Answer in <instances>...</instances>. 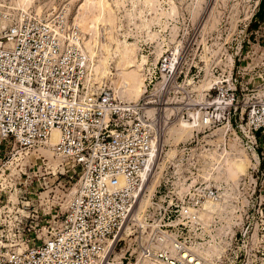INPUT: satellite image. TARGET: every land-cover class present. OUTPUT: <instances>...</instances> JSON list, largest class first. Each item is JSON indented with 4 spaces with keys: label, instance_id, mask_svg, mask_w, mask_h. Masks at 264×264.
Returning <instances> with one entry per match:
<instances>
[{
    "label": "rangeland",
    "instance_id": "rangeland-1",
    "mask_svg": "<svg viewBox=\"0 0 264 264\" xmlns=\"http://www.w3.org/2000/svg\"><path fill=\"white\" fill-rule=\"evenodd\" d=\"M62 8L83 32L89 64L93 51L107 55L119 41L137 46L140 84L130 83L136 100L117 89L116 56L110 77H93L89 67L87 81L114 85L122 100L143 95V102L166 74L155 95L168 101L157 165L144 176L122 240L111 254L110 242L104 264H142L138 246L148 239V218H197L181 226L201 264H264V126L252 132L248 116L251 109L259 116L264 103V0H0V32L18 18ZM173 58L172 69L162 71ZM221 95L233 98L224 119L195 126L196 111L214 114L209 100ZM153 127L157 136L156 120ZM78 178L50 144L21 149L0 137V256L42 241L65 213Z\"/></svg>",
    "mask_w": 264,
    "mask_h": 264
},
{
    "label": "built area",
    "instance_id": "built-area-1",
    "mask_svg": "<svg viewBox=\"0 0 264 264\" xmlns=\"http://www.w3.org/2000/svg\"><path fill=\"white\" fill-rule=\"evenodd\" d=\"M167 63L162 71L169 69ZM89 71L83 35L65 8L1 29V139L30 149L46 145L57 130L53 150L79 178L62 218L45 228L46 237L0 256V264H97L108 241L114 243L111 254L122 240L120 230L156 142L155 119L143 110L147 100L126 102L114 88L87 82ZM216 98L214 114L204 113L211 121L224 119L233 101ZM260 111L248 115L252 132L264 126V103ZM148 220V239L138 246L142 264H190L181 256L191 245L184 223ZM184 220L192 225L197 218Z\"/></svg>",
    "mask_w": 264,
    "mask_h": 264
},
{
    "label": "bare ground",
    "instance_id": "bare-ground-1",
    "mask_svg": "<svg viewBox=\"0 0 264 264\" xmlns=\"http://www.w3.org/2000/svg\"><path fill=\"white\" fill-rule=\"evenodd\" d=\"M18 19L21 20L22 18H18ZM80 32L83 35V32H82L81 28H80ZM83 39H84V35H83ZM136 47L132 43H128L126 41H119L116 50L113 51V52H108L107 55H101V56L99 55L98 56V55H96V53H94V55H95L94 56L93 55V52L94 51L92 52V54L89 52L92 55L91 56L92 63L89 64V67H90V70H91V74L94 77V75H96V73L100 72V77H101L102 80H104L105 77H110L109 76L110 74L112 75V72L109 69V64H111V63H109V61L112 62V60H110V59L113 58V56L114 57L116 56L118 58V61H117V64H116V70H117L118 74H120V76L122 78V81H121L120 84H117L116 83L117 89L118 88L120 89L121 87L124 88V90H123L124 92L122 91L123 96L126 99H133V100H136L139 97V94H138V91L136 90V88L130 86V83L135 82V83H139L140 84V82L138 81V79H136L134 77L135 76L134 75V72H137V70H139L136 67V59H137L136 58L137 57L136 56V53H137V50H136L137 48ZM84 48H85L86 53H87V49L89 50V48H86L85 40H84ZM90 49H91V47H90ZM89 51H91V50H89ZM97 54H99V53H97ZM174 58H175V56H174ZM174 58L171 60V63H167V67L169 68L168 69L169 71L172 69L171 66L173 65ZM113 61H114V59H113ZM89 63H90V61H89ZM174 68H175V66H174ZM143 73H144V76H145V91H146V73H145V69L143 70ZM87 77H88V75H87ZM87 77H86V81H87ZM111 80H113V78H111ZM165 80H166V74L165 73H162V79L160 81L156 82L155 83V86H154L155 94H153V96H152L154 98L147 99V101L145 103L146 105L143 107V110H144V112H145L146 115H148L150 117H153V115H154L155 120H156V124H157V127H158V131H157V136H156V142H154L153 149H152V152H151L152 153L151 154L152 156L149 159L148 164H147V166L145 168V171L142 174V184L144 183V181H143L144 176H147V175L149 176V174H151V172H152V168L157 165L158 156H159L158 153L160 152L161 146L163 144V140H160L158 142V139H159V137H161L162 128L164 126L162 124V119H161L162 111H163V108H165L166 103L168 101H166L164 99H163V101L160 100V99H157V98H155L156 97L155 95L158 92H161ZM161 81H164V82L162 84H158ZM87 82H89V81H87ZM89 83H91V82H89ZM111 84H112V82H111ZM113 88H114L115 92L117 93L114 85H113ZM141 98H143V95L140 97V99ZM139 100L133 101V102H138ZM209 101L211 103H213V102L214 103H218V101H220V100L217 99L216 97H214L213 99H211ZM126 102H131V101H126ZM204 102L201 103V104L202 105H208V104H210V102H208V100H206V99H204ZM196 105H198V104H196ZM152 108H153V112H151V109ZM194 108H196V107H194ZM201 108H203V107H201ZM197 109H198V107H197ZM194 110L195 109H189L190 115L192 117L191 118L192 119L191 121H194V116H193V112H195ZM155 114H157V117L155 116ZM216 116H218V114ZM184 123H187V122H184ZM210 123H211V118L209 120V118L205 117L204 112H202V111H200L198 109L196 111V122H194L195 126L201 125L203 127L204 126L209 127L210 126L209 125ZM187 124H189V123H187ZM189 125H191V127L189 126L190 128H193V126H194L192 123H190ZM58 137H59L58 131L57 130H53L52 133H51V137L49 139L48 144H50L51 146H53L58 141ZM148 180L149 179H147V181ZM192 183H194V181ZM192 183H189V185L191 184V186H192ZM142 184L140 186V191H141ZM177 184H179V183H177ZM145 185H146V183H145ZM186 188H182V189H186ZM178 193L180 194V197H181L183 192L182 193L181 192H178ZM138 194H137V196H138ZM137 196H136V199L135 200H137ZM209 199L213 200V198H211L210 196H207L205 198V201H207ZM204 202H202V205H203ZM135 203H136V201H135ZM135 203H134V205H135ZM134 205H133V207H134ZM133 207H132V209H133ZM132 209H131V211H132ZM182 209L183 208L180 207L177 210V212H179V215L181 214ZM131 211H130V213H131ZM133 219L136 220L138 218H133ZM202 219H204V218H202ZM177 223H184V218H176L175 219V222H173L172 224L173 225H176ZM197 223H198V221H195L192 225H196ZM126 233H128V228L126 229ZM110 242H112V241H108V244L106 245V250H105L104 254L101 255V257H102L101 258V260H102V263L101 264H104L105 259H107V253H106V251H107V246L110 244ZM190 243H191V245H186L187 246L186 249H184L183 251H181L182 252L181 253V256L184 257V258H186L187 261L190 264H201L200 261H199L200 256L198 254V251L195 248V245L193 246L192 242H190ZM113 246H114V243H113ZM212 247H214V246H212ZM208 251H211V250H208ZM208 251L206 249L205 252H203V253L206 254V253H208ZM207 257H209V256H207ZM101 260H98V263L97 264H100V261Z\"/></svg>",
    "mask_w": 264,
    "mask_h": 264
}]
</instances>
